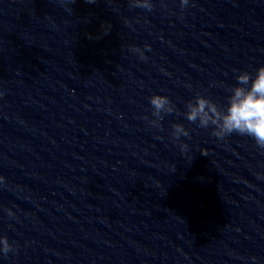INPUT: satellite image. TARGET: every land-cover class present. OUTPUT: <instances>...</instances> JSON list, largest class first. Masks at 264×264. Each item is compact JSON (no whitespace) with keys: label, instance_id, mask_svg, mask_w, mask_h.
I'll return each instance as SVG.
<instances>
[{"label":"clouds","instance_id":"9594fccd","mask_svg":"<svg viewBox=\"0 0 264 264\" xmlns=\"http://www.w3.org/2000/svg\"><path fill=\"white\" fill-rule=\"evenodd\" d=\"M65 3H75V0H64ZM87 3H96V0H86ZM189 5V0H180L182 9ZM131 8H141L151 12L154 5L152 0H129ZM71 11V9H67ZM91 38V37H89ZM148 48V46H145ZM140 54L141 59H146L141 49L133 47L131 49ZM150 50V49H149ZM237 83L232 86L227 98V104L223 107L218 106L211 99L197 94L194 100L186 104V111L183 113L185 118L191 123H197L200 128L212 127V135L223 140L232 134L250 137L256 147L264 152V66L256 69L255 75L241 71L236 76ZM152 107V116L155 119L149 121L154 127L160 128V121L163 114H171L176 111L175 105L166 95L155 94L149 97ZM145 119H148L145 117ZM171 136L179 140L181 136L189 137V131L182 124L172 125ZM187 148L186 144L181 145ZM4 177L0 176V182ZM8 216L14 214L9 209ZM14 251V247L9 243L6 236H0V253L7 255ZM252 261L256 257H251Z\"/></svg>","mask_w":264,"mask_h":264}]
</instances>
